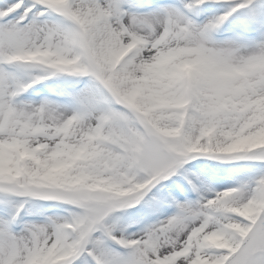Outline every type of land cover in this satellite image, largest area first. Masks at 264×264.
<instances>
[{"label": "snow or ice", "instance_id": "1", "mask_svg": "<svg viewBox=\"0 0 264 264\" xmlns=\"http://www.w3.org/2000/svg\"><path fill=\"white\" fill-rule=\"evenodd\" d=\"M0 264H264V0H0Z\"/></svg>", "mask_w": 264, "mask_h": 264}]
</instances>
